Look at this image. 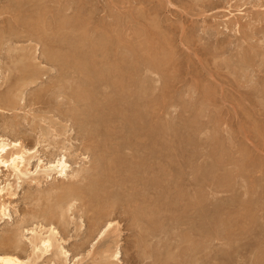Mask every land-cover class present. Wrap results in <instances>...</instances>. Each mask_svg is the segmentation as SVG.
I'll list each match as a JSON object with an SVG mask.
<instances>
[{"label":"rangeland","instance_id":"374dc122","mask_svg":"<svg viewBox=\"0 0 264 264\" xmlns=\"http://www.w3.org/2000/svg\"><path fill=\"white\" fill-rule=\"evenodd\" d=\"M0 139V254L264 264V0H0Z\"/></svg>","mask_w":264,"mask_h":264},{"label":"bare ground","instance_id":"6f19581e","mask_svg":"<svg viewBox=\"0 0 264 264\" xmlns=\"http://www.w3.org/2000/svg\"><path fill=\"white\" fill-rule=\"evenodd\" d=\"M32 19V18H31ZM46 28V27H45ZM10 29V28H9ZM40 31V30H39ZM35 33V32H34ZM65 33V32H64ZM39 34V33H38ZM32 35V34H31ZM4 36V35H3ZM48 36V35H47ZM8 37V36H7ZM68 37V36H66ZM18 38V37H17ZM65 38V37H64ZM63 38V39H64ZM68 39V38H67ZM54 41V40H53ZM13 42V41H12ZM9 44V43H8ZM38 44V43H37ZM17 45V44H16ZM49 45V44H48ZM48 47V46H47ZM57 47V46H56ZM56 50V49H55ZM14 51V50H13ZM64 51V50H63ZM70 51V50H69ZM11 52V51H10ZM9 52V53H10ZM50 52V51H48ZM55 52V51H53ZM57 52V51H56ZM31 53V52H30ZM42 54V53H41ZM8 55V54H7ZM18 55V54H17ZM23 55V54H22ZM52 55V54H51ZM59 55V54H58ZM33 56V57H32ZM31 57L32 58H35L36 56L32 55ZM55 56V55H54ZM61 56V55H60ZM69 56V55H68ZM102 56V55H101ZM16 57V56H15ZM45 57V56H44ZM49 58V57H48ZM52 58V57H51ZM67 58V57H66ZM75 58V57H74ZM106 58V57H105ZM50 59V58H49ZM48 59V61H50ZM59 59V58H58ZM52 60V59H51ZM82 60V59H81ZM52 62V61H51ZM100 62V61H99ZM49 63V62H48ZM54 64V63H53ZM64 64V63H63ZM70 64V63H69ZM61 66V65H60ZM42 67V66H41ZM69 67V66H68ZM72 67V66H71ZM43 69V67H42ZM84 69V68H83ZM86 69V68H85ZM37 70V69H36ZM35 72H38L36 71ZM31 71V70H30ZM34 71V70H33ZM79 71V70H78ZM28 72V71H27ZM42 72V71H41ZM44 72V71H43ZM34 73V72H33ZM47 73V72H46ZM23 74V73H22ZM39 74V73H38ZM38 74L35 75L37 77ZM67 74V73H66ZM75 74V73H74ZM34 75V76H35ZM40 75V74H39ZM62 75V74H60ZM87 75V74H85ZM102 75V74H101ZM33 76V75H32ZM31 76V77H32ZM35 76V78L37 79V77ZM116 76V75H115ZM34 78V77H33ZM32 79V78H31ZM40 79V78H38ZM105 79V78H104ZM35 80V79H33ZM32 80V81H33ZM65 80V79H64ZM71 81V80H70ZM34 82V81H33ZM63 85V84H62ZM66 86V84H64ZM27 86V85H26ZM74 86V85H73ZM18 87V86H17ZM22 88V87H21ZM65 90V89H64ZM151 90V89H150ZM152 92V90H151ZM62 93V92H61ZM141 93V92H140ZM65 94V93H64ZM13 96V95H12ZM60 96V95H59ZM3 97V96H2ZM81 97V96H80ZM91 97V96H90ZM5 98V97H4ZM106 102V101H105ZM100 103V102H99ZM80 105V104H79ZM112 108V107H111ZM93 111V110H92ZM99 116V115H98ZM142 130V129H141ZM162 133V132H161ZM107 140V139H106ZM119 143V142H118ZM20 145L19 141H12L10 140L9 142H5L3 141V139H0V163L2 165H4L5 167L7 168H11L14 170L15 173H17L18 175L20 174H23L25 173V169L27 168L26 165L28 164L27 160H30L29 157L30 155L27 157L26 155L29 154V153H32L30 152L29 149H26L25 147H23ZM31 158V157H30ZM168 158V157H167ZM23 166L25 168H23ZM70 167V164L68 163L67 161V157L64 155H61V157H59L55 163H50L46 166H43L41 167L39 170H37V172L39 171H43V173L45 174H50V171L52 170H56V172L60 175V176H67L68 175V168ZM115 167V166H114ZM114 169V168H113ZM27 170V169H26ZM88 168L87 169H79L77 171V175H83L82 177H86V174H88ZM82 172V173H81ZM88 172V173H87ZM86 173V174H85ZM170 175V174H169ZM75 176V175H74ZM75 176V177H76ZM72 177V176H71ZM79 177V176H78ZM84 177V178H85ZM73 180V179H72ZM79 180V179H78ZM96 184V183H95ZM52 185V184H51ZM100 185V184H99ZM167 186V185H166ZM86 192V191H84ZM144 192V191H143ZM142 194V193H141ZM70 195V194H69ZM82 196V195H81ZM73 198H77L78 196L77 195H73L72 196ZM97 197V196H96ZM111 197V196H110ZM138 200V199H137ZM149 201V200H148ZM139 202V200H138ZM69 203V202H68ZM89 204V203H87ZM102 205V204H101ZM69 208V207H68ZM77 208V207H76ZM106 211V209H104ZM52 212V211H50ZM55 213V212H54ZM53 213V215H54ZM57 213V211H56ZM50 215V214H49ZM60 215V214H59ZM58 215V216H59ZM158 215V214H157ZM163 215V214H162ZM60 219V218H59ZM61 220H63V217L61 218ZM154 221V220H153ZM65 222V221H64ZM64 224V223H63ZM95 227L93 229V231H91V233L89 234L90 235H93L92 233H94V231H96L98 229V224L99 223H94ZM109 225H111L109 223ZM107 225V226H109ZM108 229V228H107ZM50 232L47 233L46 235L44 234V236H40V235H37L35 230H33V244L35 245V248L36 247H39L40 246V249H41V252L42 254L52 250L54 247H53V239H54V236L56 234V230H54L53 228L49 229ZM104 232V231H103ZM102 232V233H103ZM42 234V233H41ZM88 236V237H89ZM12 243V242H11ZM38 249V248H37ZM105 249V248H104ZM54 250V249H53ZM40 251V250H39ZM63 251V250H62ZM40 255V254H39ZM45 255V254H44ZM56 256V254H55ZM60 256V255H59ZM41 257V256H40ZM39 259V258H38ZM162 261V260H161ZM0 264H28L26 261H24L23 259H20L19 257L15 256V255H10V254H0Z\"/></svg>","mask_w":264,"mask_h":264}]
</instances>
